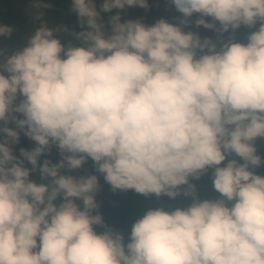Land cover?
<instances>
[{
    "label": "clouds",
    "instance_id": "clouds-1",
    "mask_svg": "<svg viewBox=\"0 0 264 264\" xmlns=\"http://www.w3.org/2000/svg\"><path fill=\"white\" fill-rule=\"evenodd\" d=\"M170 4L176 22L149 25L122 15L149 0H71L75 24L49 27L53 5L32 0L38 26L0 47V264H264V0ZM210 172L218 196L201 198ZM101 177L187 202L121 231Z\"/></svg>",
    "mask_w": 264,
    "mask_h": 264
},
{
    "label": "trees",
    "instance_id": "trees-1",
    "mask_svg": "<svg viewBox=\"0 0 264 264\" xmlns=\"http://www.w3.org/2000/svg\"><path fill=\"white\" fill-rule=\"evenodd\" d=\"M46 2L53 5V8L50 9L52 13L51 20L54 21L57 26L65 24L72 26L75 24L76 15L70 11L71 0H46ZM163 8L164 7L159 4L150 5L149 12H154L155 10ZM0 23L14 25L17 29L11 38H0V47L6 46L14 50L22 46L27 31V23L22 15L16 11L14 0H0ZM247 32L248 30L243 27L239 29L237 32V39L244 41ZM60 38L62 42L67 43L68 37L66 34L61 33ZM75 43L79 44V41H75ZM257 146L258 152L264 155V140H258ZM19 147L31 148L33 147V143H29L25 138H22L20 145L16 146L17 154ZM51 158L54 161L58 160L59 157L56 149H53ZM85 171L89 173L94 171L91 161L85 165L84 169L79 170L75 174H84ZM256 171L258 174H264V167ZM35 179L39 181V177ZM193 182L197 184V189L201 198H215L218 196L212 186L211 172L203 176L200 180H194ZM101 184L102 190L97 196L98 201L101 203L100 211L109 225L125 232H130L132 223L150 208L161 206L165 208L177 207L187 202L183 197H179L176 200H172L166 196L160 198L155 196L145 197L131 190L113 193L110 186L104 183L102 177Z\"/></svg>",
    "mask_w": 264,
    "mask_h": 264
},
{
    "label": "rangeland",
    "instance_id": "rangeland-1",
    "mask_svg": "<svg viewBox=\"0 0 264 264\" xmlns=\"http://www.w3.org/2000/svg\"><path fill=\"white\" fill-rule=\"evenodd\" d=\"M15 1V8L18 13L22 15V17L26 20L27 23V31L26 35H30L36 26H38L39 21H34L29 15L27 9L32 2V0H14ZM161 5L164 7L163 9L155 10L154 12H149V9H143L140 7H132L128 8L126 11L123 12L124 19H137L141 18L143 22L146 24H153L160 18H167L169 22H176L173 18L180 15L174 9V6L170 4V0H149V5ZM105 19H107L108 14H103ZM52 13L51 10H46L45 19H47L49 27H56L57 25L54 21L51 20ZM195 19V18H193ZM192 30L199 32L202 36H212L215 39L214 33L211 30L204 29L203 27L195 28L193 25ZM61 37V33L58 34ZM26 43V39L24 38V43ZM22 138H25L22 136ZM21 138V139H22ZM29 143H32L29 139L25 138ZM39 176L33 174V179L38 178Z\"/></svg>",
    "mask_w": 264,
    "mask_h": 264
}]
</instances>
